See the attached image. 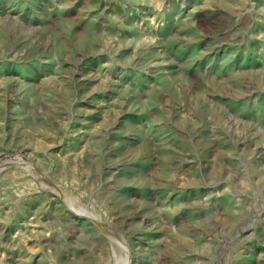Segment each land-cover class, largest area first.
<instances>
[{
    "label": "rangeland",
    "instance_id": "obj_1",
    "mask_svg": "<svg viewBox=\"0 0 264 264\" xmlns=\"http://www.w3.org/2000/svg\"><path fill=\"white\" fill-rule=\"evenodd\" d=\"M0 264H264V0H0Z\"/></svg>",
    "mask_w": 264,
    "mask_h": 264
},
{
    "label": "bare ground",
    "instance_id": "obj_2",
    "mask_svg": "<svg viewBox=\"0 0 264 264\" xmlns=\"http://www.w3.org/2000/svg\"><path fill=\"white\" fill-rule=\"evenodd\" d=\"M84 40L87 38H83ZM107 74V73H106ZM108 76V75H107ZM20 80V79H19ZM107 81V80H106ZM111 82V81H110ZM112 83V82H111ZM107 84V83H106ZM85 113V112H84ZM92 113V112H91ZM101 135V134H100ZM223 150V149H222ZM224 152V151H223ZM223 154V153H222ZM63 221V220H62ZM69 223V222H68Z\"/></svg>",
    "mask_w": 264,
    "mask_h": 264
}]
</instances>
